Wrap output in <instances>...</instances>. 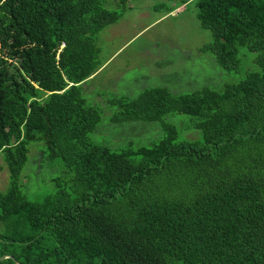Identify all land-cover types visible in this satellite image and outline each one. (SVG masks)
<instances>
[{"label":"trees","instance_id":"obj_1","mask_svg":"<svg viewBox=\"0 0 264 264\" xmlns=\"http://www.w3.org/2000/svg\"><path fill=\"white\" fill-rule=\"evenodd\" d=\"M104 1L0 0V264H264V0L196 2L222 68L257 52L243 79L113 100V121L182 113L201 137L162 123L157 142L121 150L90 141L100 114L81 94L95 36L120 15ZM38 141L70 173L33 201L20 174Z\"/></svg>","mask_w":264,"mask_h":264},{"label":"rangeland","instance_id":"obj_2","mask_svg":"<svg viewBox=\"0 0 264 264\" xmlns=\"http://www.w3.org/2000/svg\"><path fill=\"white\" fill-rule=\"evenodd\" d=\"M197 0H105L103 6L119 12L95 36L99 68L81 85L88 105L98 109L100 120L88 136L90 141L121 150L150 146L163 135L162 123L175 127L178 139H196L201 133L182 113H167L160 120L113 121L120 111L114 99L136 98L144 90L164 87L172 94L203 87L221 90L227 83L243 79L257 66V52L240 47L237 70H226L214 53L203 48L212 32L200 26ZM20 174V185L33 201L53 192L57 184L66 187L70 173L60 156L50 158L43 142H31ZM8 187V171L0 152V191Z\"/></svg>","mask_w":264,"mask_h":264},{"label":"water","instance_id":"obj_3","mask_svg":"<svg viewBox=\"0 0 264 264\" xmlns=\"http://www.w3.org/2000/svg\"><path fill=\"white\" fill-rule=\"evenodd\" d=\"M7 257H9V255H7V254L2 255V256H0V260H2V259H4V258H7ZM17 264H20V263H17Z\"/></svg>","mask_w":264,"mask_h":264}]
</instances>
